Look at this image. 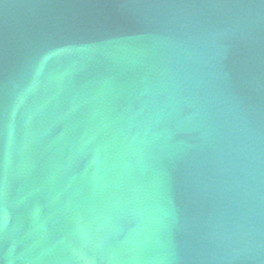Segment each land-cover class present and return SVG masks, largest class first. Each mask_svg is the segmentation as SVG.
Instances as JSON below:
<instances>
[{
    "label": "water",
    "instance_id": "obj_1",
    "mask_svg": "<svg viewBox=\"0 0 264 264\" xmlns=\"http://www.w3.org/2000/svg\"><path fill=\"white\" fill-rule=\"evenodd\" d=\"M0 264H264V0H0Z\"/></svg>",
    "mask_w": 264,
    "mask_h": 264
}]
</instances>
